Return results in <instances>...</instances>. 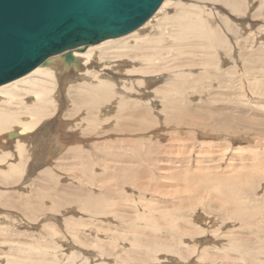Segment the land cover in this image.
<instances>
[{
	"label": "rangeland",
	"instance_id": "rangeland-1",
	"mask_svg": "<svg viewBox=\"0 0 264 264\" xmlns=\"http://www.w3.org/2000/svg\"><path fill=\"white\" fill-rule=\"evenodd\" d=\"M176 1L187 7L202 8L204 17L222 35L218 51L213 50V62L206 66L208 56L202 48L196 52L191 49L186 59L178 58L174 49L163 51V57L159 55L160 65L144 79L145 87L132 82L142 77L124 73L135 66L134 61H129V65L119 64L118 71L112 72L117 84L121 86L122 80L129 81V87L136 88L139 95L126 99V108L109 114L107 123L93 131H71L69 124L65 127V121H69L65 118L77 115L71 112L73 106L68 95H64L56 114L60 119L55 116L43 130H38L44 136L38 139L31 136L34 144L28 147L30 156L23 173L8 178L2 174L8 168L0 166V220H7L0 224V264L12 260L20 264H56L53 263L56 257L60 264H99L93 259L97 254H105L107 262L123 258L127 263L176 264L177 261L179 264L181 260L177 256L167 254L158 262L135 252L131 246L135 236L131 221L138 212L159 218V227L170 229L153 235L155 241L171 239L172 231L181 232L191 219L202 222L198 231L203 233L194 238L188 236L186 240L190 242L186 245L202 248L217 244L222 248L228 244L231 236L228 233L233 230L248 242L253 252L257 247L264 253V222L259 232L248 234L240 230L239 223L227 216L228 208L220 207L222 202L216 199L212 189L221 176L237 175L245 180L255 170L256 177L249 180L254 187L247 194L256 202L264 199V0H241L240 11H233L219 1ZM172 9L170 16L179 7ZM170 26L164 28L166 32L162 35V45L167 48L172 44L171 34L178 30ZM160 31L154 29L151 36H160ZM94 62L91 61L92 66ZM169 99L175 104H168ZM14 138L6 139L7 145L2 150L10 152ZM55 139L65 144L61 152L51 147ZM14 156L13 161L19 163L18 156ZM97 200L105 206H92ZM85 203L91 204L89 211L83 210ZM165 210L170 215L174 210L173 217L179 218L176 230L169 227L168 219L161 218ZM148 222L154 221L148 219ZM183 223L186 224L182 227ZM190 225L188 232H196L195 225H191L194 230ZM143 239L141 242H147ZM96 243H102L101 247ZM208 249L211 255L218 252L213 247ZM227 253L232 254L229 250ZM72 254L79 258L74 263ZM196 255H191L189 259L193 261L188 259L187 264L195 263ZM233 255L236 262L220 264L244 263L242 253L233 252Z\"/></svg>",
	"mask_w": 264,
	"mask_h": 264
},
{
	"label": "bare ground",
	"instance_id": "bare-ground-1",
	"mask_svg": "<svg viewBox=\"0 0 264 264\" xmlns=\"http://www.w3.org/2000/svg\"><path fill=\"white\" fill-rule=\"evenodd\" d=\"M211 1H219L226 3V5L229 8H231L233 11L241 10V4H240L242 2L241 0H211ZM245 5H247V2L245 3ZM174 6L179 7V10L176 11V13L174 12V14L170 16L171 11L173 10L172 8ZM246 9H248V6H246ZM170 25L175 26L178 30L175 33L171 34L172 44L167 48L166 46H164V44L162 45V35L164 34V32H166L164 31V28ZM154 29L161 30L160 36L156 38L151 36V31L154 32ZM166 39H167V35H166ZM221 40H222V35L219 33L218 29L213 28L211 26L210 21L204 17V10L202 8H197L194 6L187 7L181 4L179 1L177 2L176 0H164L160 5V7L158 8V10L156 11V13L135 31L130 32L119 38L105 40L96 45H83L80 47L69 49L58 55H53L49 57L43 64L36 67L33 71H31L27 75L0 86V166H6V168H8V171L2 172L3 176L11 178L15 175L18 176L19 174L21 175V173H23L26 164L29 161V156H30L28 147L34 144V142H32L33 141L32 137L33 138L36 137L35 139H38L41 135L44 136V133L42 132L39 133L38 130H43V128L46 127L47 122L51 121V119H53L55 116L56 118H58L57 116L59 115L56 114L58 112V108L61 106L60 100L64 98V95L66 96L68 95V99H69L68 101L71 103V106H73V111L71 112L74 113L73 114L74 116L77 115L78 117V118L77 117L72 118V116H69L70 118L66 117L65 119L69 121L64 120L65 127H67L66 124H69L71 131H75V130L77 131V129L80 130V132L91 131V130L93 131L98 125H104L107 123L109 114H111L112 112L118 109L120 111L121 109L126 108L127 107V103H125L126 99L128 98L133 99L134 96L137 97L139 95L137 94L138 91L135 90L136 88L133 89V86L129 87L128 84L129 81L122 80L121 78L123 83H121V86L117 84L116 77H114V73L112 72L118 71L117 66L119 64L129 65L128 63L129 61H134L135 66L131 67L130 65L131 68L130 69L127 68L124 71V73L132 74L137 78L138 76L142 77L141 79L135 78V80H133L132 82L139 84V86L145 87L146 84L144 82L146 81L144 79L148 78L147 75L149 73L155 72V70L152 69H155L158 66L159 64L158 60H160V57H163L162 56L163 51L167 50L169 52L171 51L169 49L172 50L174 49V51H177L176 53H178V55L176 54L178 58L186 59L187 58L186 54L191 49H193L192 50L193 52H196L197 48L198 49L202 48V51L208 56V60L206 61V63L209 64H207L206 66H209L213 62L215 57L213 50H216V52L218 51L216 48L220 45ZM159 55L161 56L159 57ZM93 60H95V62L94 65L92 66L91 61ZM50 64L53 65L49 66ZM101 64L103 65L102 68H100ZM181 76H185V75H181ZM172 87L174 90H176L177 88L175 83H173ZM167 92H168L167 96H170L171 95L170 90H168ZM167 96L165 95V98H167ZM167 102L168 104L170 103L175 104V101L171 99H169ZM85 114H86L85 117H81ZM74 119L75 122L73 123L72 121ZM79 119L81 121L79 123L76 122ZM85 127L87 129L83 130ZM62 128H64V126ZM49 134L52 135V133ZM51 135L50 138L53 136ZM13 137H15L14 138L15 140L12 141V143L14 144L13 145L11 144L12 146H10L11 151L6 152L5 150H2V148L7 145V143H5L7 141L5 140L6 139L10 140ZM47 138L48 137H46V139ZM54 141L55 144L54 145L51 144V147L53 146L52 147L53 149L56 148L55 150H57V152H61L64 149L65 144L61 143L59 139H55ZM75 150L77 151L78 149L75 148L74 151ZM12 151L14 152V154L11 153ZM50 153L45 157V159L50 156ZM71 153L73 152L71 151ZM14 155L18 156L16 157L19 158V163L17 162V160L16 162L15 160L13 161V158L15 157ZM253 172L252 173L250 172L251 174L250 175L248 174V177L246 178L244 177L245 180H241V178L239 176L237 177V175L232 177H223V178H221L222 177L221 176L218 178L220 179V181H216L214 185H212L213 186L212 189L216 193L215 194L216 199L222 202L220 203V207L224 209V207L226 206L228 208L227 216H229V219L234 220L236 223H239L240 225L239 229L242 231H247L248 234H252L255 231L261 230V223L264 222L262 220V212L264 211V199L262 202H256L252 200V197H250L249 194H247L248 190L251 189L253 185L249 180L252 178V176L254 178L256 177ZM198 180L206 184V180L203 177H199ZM210 191H211V187H210ZM100 201L99 200L95 201L92 206L95 207L101 205L105 206V203H101ZM86 204L87 203L83 205V210L89 211V208H91L90 207L91 204L90 205H86ZM165 211H166V213H164L165 215H162L161 218L165 217L166 219H168L171 223L170 225L168 221L170 225L169 227L172 230L173 229L176 230L175 226H179L177 225L179 218L173 217L174 210L171 211L172 216L169 214L170 212L167 213V210ZM182 217L184 218V216ZM210 218L212 219V217ZM148 219H153L154 222L149 223ZM158 220L159 218L155 216L147 217L142 214H139L138 212V214H136V216L131 221V224L133 225L131 226L133 229L132 232L135 235L132 236L134 239L131 241V246L132 248H135L136 249L135 252L139 253L141 256L143 255L145 257L149 256L147 258H154L156 259V261L159 262L158 259L163 258L167 254H169L173 257L174 256L179 257V259L181 260L180 263L178 261L179 264H181L182 261L185 264H187L189 262L188 261L189 257H191V255L197 254L196 258L194 259L195 263H191V264H204L205 262H208L207 264H210L209 263L210 261H212L211 264H216L217 262H219L220 264L222 261L223 262L232 261L233 263L236 262L237 259L234 257L233 252H237V253H242V261L245 264H253V263L256 264L259 262L264 264V258L262 255L264 253H262L263 252L262 249L255 247L256 251L253 252L254 250L251 249V246L248 244V242L242 240V238L238 236L237 233L234 234L233 230L228 233V235H231L229 236L228 244L224 245L222 248H218L217 244L214 245L212 244L213 246L207 245L202 248L201 247L198 248L197 245L195 244L193 246L186 245V243L190 242V241L187 242L186 240L188 236L194 238L196 237L195 236L196 234L203 233V231L201 233L200 231H198L199 228H202V226L199 225L200 222L198 220H197L198 222H196V220H191V219L188 221V224H191L192 226L195 225L194 226L196 228L195 230L192 229L191 225H190L191 227L190 229L196 231L197 233L188 232L187 230V228L189 229V227L187 226L188 224L185 223L187 226L186 227L184 226L185 224L183 223L181 225L182 227L184 226V228L186 227V230L184 228L181 229V232L178 230L180 233L177 231L174 232L172 231V235L170 234L171 239H168L170 238L168 237V238H164L163 240L156 239L157 241H155L156 237L152 238L153 235L162 233L165 230H170L168 228L162 229L161 228L162 226L159 227L160 225L158 224L160 223H158ZM6 221L7 220L5 219L0 220V224L6 223ZM202 221H204V219ZM65 222L67 221L65 220ZM12 223L14 224V221ZM55 232L56 234L59 233L57 229H55ZM215 232H219V231H215ZM56 234L54 233L53 235L56 237ZM74 235L76 236V234ZM142 235L145 236L144 239ZM141 239L147 242H141ZM192 241L194 243L195 239H193ZM101 244L102 243L97 244L99 245V248L101 247ZM57 245H60V243ZM198 246H200L199 243ZM183 247H185L187 250L183 251L182 249ZM208 247L215 248V250L218 251L216 255L215 254L211 255V252L208 249ZM228 250L232 254L227 253ZM130 252L131 251H129V253ZM133 253L134 252H132L131 254L134 255ZM121 256L122 255H118V257ZM21 257L23 258V255ZM145 257H143V260H147V258L145 259ZM212 257H214L216 260L212 259ZM27 258L29 259V257ZM76 258L77 255L72 254L71 262L74 263L73 262L74 260L79 259ZM104 258H105V254L101 256L97 254L95 258L93 257V259H97L95 260L96 261L95 263L99 262V264H144V263H127L124 261L125 259L123 258L120 259L117 258L118 261H115L113 259H108L107 262L104 261ZM169 258L171 259V257ZM163 259H165V257ZM29 261L31 260L29 259ZM87 261H88L87 263H89L88 259ZM213 261H217V262L214 263ZM48 262L49 261H47V263ZM53 263L60 264L57 261V257ZM8 264H20V262L17 263L16 260L14 261L12 260V262L10 261L8 262ZM21 264H26V263L22 262Z\"/></svg>",
	"mask_w": 264,
	"mask_h": 264
},
{
	"label": "water",
	"instance_id": "water-1",
	"mask_svg": "<svg viewBox=\"0 0 264 264\" xmlns=\"http://www.w3.org/2000/svg\"><path fill=\"white\" fill-rule=\"evenodd\" d=\"M164 0H0V86L23 77L49 57L83 45H96L138 29ZM41 29L47 42L41 58L19 62L13 56L21 33Z\"/></svg>",
	"mask_w": 264,
	"mask_h": 264
},
{
	"label": "snow or ice",
	"instance_id": "snow-or-ice-1",
	"mask_svg": "<svg viewBox=\"0 0 264 264\" xmlns=\"http://www.w3.org/2000/svg\"><path fill=\"white\" fill-rule=\"evenodd\" d=\"M46 42L47 36L41 29L23 32L15 41L12 54L19 62H28L33 58L39 59L44 52ZM3 55V48L0 46V66H2Z\"/></svg>",
	"mask_w": 264,
	"mask_h": 264
}]
</instances>
